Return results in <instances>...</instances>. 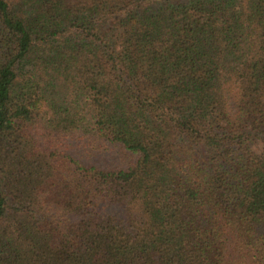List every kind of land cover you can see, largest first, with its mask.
Masks as SVG:
<instances>
[{"label":"trees","instance_id":"trees-1","mask_svg":"<svg viewBox=\"0 0 264 264\" xmlns=\"http://www.w3.org/2000/svg\"><path fill=\"white\" fill-rule=\"evenodd\" d=\"M0 264H264V0H0Z\"/></svg>","mask_w":264,"mask_h":264}]
</instances>
